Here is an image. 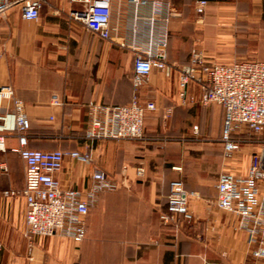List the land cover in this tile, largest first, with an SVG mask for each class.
I'll return each mask as SVG.
<instances>
[{"label":"crops","instance_id":"crops-1","mask_svg":"<svg viewBox=\"0 0 264 264\" xmlns=\"http://www.w3.org/2000/svg\"><path fill=\"white\" fill-rule=\"evenodd\" d=\"M154 1L168 2L174 12L163 51L171 70H152L137 92L140 103L151 101L157 107L145 113L142 140L84 139L89 102L124 105L132 96L133 46L142 45L132 36L129 0H110L109 40L72 17L80 9L73 0H43L36 21L23 20L18 7L0 14V87L11 86L25 105L28 148H90L89 164L64 158L55 174L62 190H88L95 168L118 183L116 190L99 195L79 245L58 236L35 237L29 253L25 200L2 194L24 187V162L12 151L18 141L7 132L0 152V264H259L250 256L246 234L237 229V217L216 205L219 174L243 175L250 160L244 154L223 156L222 109L202 106L193 82L187 103L181 104L178 75L196 43L209 62L264 61V0H207L201 23L194 11L198 0ZM149 12L148 7L139 10L141 15ZM213 45L228 47L226 61L212 52ZM12 125V102L0 99V126ZM138 167L144 171L141 177ZM173 180L197 194L188 200L192 223L177 232L159 224Z\"/></svg>","mask_w":264,"mask_h":264},{"label":"built area","instance_id":"built-area-1","mask_svg":"<svg viewBox=\"0 0 264 264\" xmlns=\"http://www.w3.org/2000/svg\"><path fill=\"white\" fill-rule=\"evenodd\" d=\"M80 9L71 13L84 28L101 40L110 39V0H73ZM133 7L130 29L134 38L141 39L142 48L133 60L131 79L132 96L124 105L102 106L89 102V123L84 139L95 140H142L145 113L156 111L154 102L140 103L137 92L148 83L152 70L168 73L171 66L163 53L168 42V23L174 15L168 2L154 0H129ZM43 0H0V14L18 7L21 18L36 21ZM207 0L195 2L197 23L203 21ZM148 7L149 14L141 15L140 8ZM193 82L199 89L202 106L212 104L223 111L220 141L222 154L233 157L240 151L242 134L264 138V61L243 60L218 64L207 61L204 51L196 43L188 62L180 68L178 75V98L187 103L186 91ZM0 99H9L13 106L11 129L0 126V152L4 151L7 132L15 133L18 147L12 149L24 162V187L21 190H5L4 196H22L25 200V236L29 240V253L35 237L58 236L79 245L85 238L86 217L99 201L103 192L118 188V183L109 178L100 168L91 174L88 190H62L55 174L62 168L65 157L83 164L92 161L88 147L85 151L55 150L41 151L28 148L29 120L24 103L18 99L11 86L0 87ZM53 104H58L53 96ZM171 109L166 110V116ZM197 126L192 127L196 134ZM178 170L179 168H173ZM143 168L136 175H143ZM216 205L220 210L234 214L237 229L246 234L250 256L264 264V149L251 158L245 174L221 173L216 183ZM197 196L185 190L181 180L169 183L166 207L159 213V224L174 232L181 231L193 221L188 209V200ZM29 259L31 257L29 256Z\"/></svg>","mask_w":264,"mask_h":264},{"label":"rangeland","instance_id":"rangeland-1","mask_svg":"<svg viewBox=\"0 0 264 264\" xmlns=\"http://www.w3.org/2000/svg\"><path fill=\"white\" fill-rule=\"evenodd\" d=\"M212 48H213L212 52L217 54V57L220 58V60L226 61V58L228 57V54H229V49L227 46H224L222 48H215V45H213ZM239 138L242 140L241 148H240V151L235 154V156H240L244 154L245 156H247L248 161H249L256 154H260L262 149H264V138L263 137L252 135V134H242L239 136ZM104 259L112 260L113 257H110V258L107 257ZM110 264H116V263L111 262Z\"/></svg>","mask_w":264,"mask_h":264},{"label":"trees","instance_id":"trees-1","mask_svg":"<svg viewBox=\"0 0 264 264\" xmlns=\"http://www.w3.org/2000/svg\"><path fill=\"white\" fill-rule=\"evenodd\" d=\"M163 228V227H162ZM165 229V228H164ZM166 230H170V229H166ZM173 231V230H172Z\"/></svg>","mask_w":264,"mask_h":264}]
</instances>
